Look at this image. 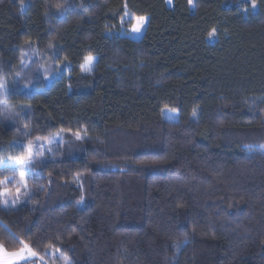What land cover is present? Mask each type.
Instances as JSON below:
<instances>
[{"label": "trees", "instance_id": "1", "mask_svg": "<svg viewBox=\"0 0 264 264\" xmlns=\"http://www.w3.org/2000/svg\"><path fill=\"white\" fill-rule=\"evenodd\" d=\"M255 3L0 0V157L59 132L87 138L61 157L0 164V245L27 244L49 264H264ZM125 5L148 18L141 41L124 34ZM28 45L61 75L31 93L13 82ZM28 171L29 189L3 194Z\"/></svg>", "mask_w": 264, "mask_h": 264}, {"label": "rangeland", "instance_id": "2", "mask_svg": "<svg viewBox=\"0 0 264 264\" xmlns=\"http://www.w3.org/2000/svg\"><path fill=\"white\" fill-rule=\"evenodd\" d=\"M244 2H249V0H243ZM167 5L169 8L173 7V0H167ZM252 8L250 9V11ZM253 11V10H252ZM256 11V10H255ZM249 10L244 11L245 14H248ZM254 12V11H253ZM126 21H129V18H126ZM135 23V21H134ZM147 27V23L145 24L144 29L139 34H134L131 32V28L128 30H123L124 34L132 39L133 41H141L144 36V30ZM34 49L32 46L28 45L25 48L24 57L22 60V67L17 74V76L13 79L14 84H16L21 90L28 91L29 93L33 91L44 90L47 87L51 86L57 79L60 78L59 68L53 66L51 63L46 67L43 65V62L39 60V57L34 53ZM88 66L87 70H83L89 72L92 69L93 63ZM61 67L60 65H58ZM63 67V66H62ZM61 69V68H60ZM70 66H66V72H68ZM43 83L44 87L42 89H38L36 83ZM0 83L4 84V89H0V101L1 105H4L3 99L8 95V87L3 78H0ZM5 90L7 91V95L5 96ZM164 116L167 119L171 117H175L178 113L172 114L169 110H164ZM76 134L74 132H59L54 135L49 136L47 139L35 140L32 141V155L31 158L25 160V163H31L38 157L46 158V157H61L63 156V152L61 147L64 146L70 139H74L76 141H83L87 139L84 135L79 134L82 138L76 139ZM29 144V143H28ZM27 144V145H28ZM27 145L17 144L11 148V155H4L0 157V164L5 165L9 164L11 161L16 160L15 157L27 154L28 148ZM42 146V147H41ZM38 176V173H34L32 171H28L23 173V178L18 180V182H14L13 180L5 181L3 183V194L4 195H12L21 190H27L32 186L34 179ZM6 257L3 252H0V264H4V260ZM37 257H30L31 264H49L44 260H36ZM35 260V261H34ZM20 264H25V262H20Z\"/></svg>", "mask_w": 264, "mask_h": 264}, {"label": "snow or ice", "instance_id": "3", "mask_svg": "<svg viewBox=\"0 0 264 264\" xmlns=\"http://www.w3.org/2000/svg\"><path fill=\"white\" fill-rule=\"evenodd\" d=\"M189 5H193V0H188ZM250 6L253 11L256 10L257 4L255 3V0H249ZM246 11V9H245ZM125 17L129 18V22L135 21V23L131 27V32L134 34H139L144 29L145 24L148 23V18L146 16H131L129 12L127 11V5H125V11L123 13ZM124 22L123 19L121 21ZM213 33L215 32V29L212 30ZM94 58L92 56H88L85 59V64L82 65V70H87L88 66L92 64ZM0 89H4V84L0 83ZM7 95V91L5 90V96ZM5 106H7V100L5 99L3 101ZM195 115V112L193 113ZM63 131V129H61ZM82 137L77 133L76 139H81ZM32 144L31 142L27 145L28 152L27 154H23L20 156L15 157L18 161H25L31 158L32 155ZM42 147V146H41ZM21 178H23V173H21ZM23 243V242H21ZM0 252L4 253V256L6 259L4 260V264H20V262H25V264H31L30 257H37V253L27 244H24L23 247H21L18 251L8 253L6 249H4L3 245H0ZM40 259H43L40 257Z\"/></svg>", "mask_w": 264, "mask_h": 264}, {"label": "bare ground", "instance_id": "4", "mask_svg": "<svg viewBox=\"0 0 264 264\" xmlns=\"http://www.w3.org/2000/svg\"><path fill=\"white\" fill-rule=\"evenodd\" d=\"M145 31H146V28H145V30H144V33H143V34H145Z\"/></svg>", "mask_w": 264, "mask_h": 264}]
</instances>
